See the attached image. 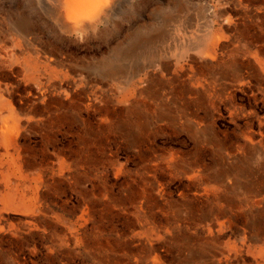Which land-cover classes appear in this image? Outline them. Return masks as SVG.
Segmentation results:
<instances>
[{"label":"bare ground","instance_id":"bare-ground-1","mask_svg":"<svg viewBox=\"0 0 264 264\" xmlns=\"http://www.w3.org/2000/svg\"><path fill=\"white\" fill-rule=\"evenodd\" d=\"M8 1L0 0V239L9 234L27 241L37 230L46 231L45 188L53 187L57 193L60 179L79 183L76 171L82 163L74 148L57 144V135L67 131L64 121L74 123L78 119L76 113L63 115L61 108L65 101V107L76 108V98L81 93L79 85L86 81H114L121 93L124 84L137 79L146 81L139 92H153L155 84L164 79L161 73L170 64H180L181 68L187 64V71L196 79L190 86H184V90L186 95L198 96V104L205 103L200 89L208 95L230 96L232 82L243 89L250 88L252 94L264 101V38L255 49L250 48L254 44L252 40L245 49L228 48L227 35L223 31H211L213 7L204 8V28L192 35L190 0H168L166 4L154 6L147 14V21L134 23L133 35L115 38L116 43L106 54L91 63L88 59L63 54L51 40H41L32 16L50 26L53 37L87 40L104 32L107 38L111 34L107 33L109 27L131 16L133 6L142 0H15L12 10L6 7ZM259 5L253 15L257 26L261 25L259 20L264 12V5ZM173 36L177 44L175 62L170 61ZM249 36L256 41L259 35ZM149 67L161 71L149 72ZM253 80L256 83L251 88ZM97 91L87 96L88 107L99 98ZM32 134L40 137L39 146L30 143ZM246 138L251 141L252 134L247 132ZM196 163L193 160L187 166L191 177L200 171ZM215 190L212 186L201 187L206 196L217 195ZM90 191H77L78 209L73 219L63 221L57 213L52 216L55 230L49 251L63 255L65 264H75L81 248H85L93 264H187L186 254L180 252L190 236L185 232L173 235L170 211L163 210L164 217L158 219L157 212L147 204L149 196L143 190L136 194L130 211L134 220L131 234L139 240L141 253H118L103 236L104 211L112 193ZM261 202L263 197L256 200ZM9 213L23 218L13 222L7 217ZM201 216L209 220V233L214 226L223 227L231 219L214 202L202 209ZM251 227L249 233L242 230L238 243H224L217 252L202 253L194 260L203 258L207 264H229L232 260L236 264H264V226L255 223ZM87 230L97 238L86 240ZM254 241L261 242L257 249L251 245ZM173 251L178 253L173 255Z\"/></svg>","mask_w":264,"mask_h":264},{"label":"rangeland","instance_id":"rangeland-1","mask_svg":"<svg viewBox=\"0 0 264 264\" xmlns=\"http://www.w3.org/2000/svg\"><path fill=\"white\" fill-rule=\"evenodd\" d=\"M14 1L9 0L6 7L12 10ZM190 1L189 31L192 35L204 28V8L213 7L211 31H223L228 37V48L245 49L251 40L254 43L250 45L251 49L262 44L264 12L260 26L254 24L253 15L259 4L264 5V0ZM197 1L201 2L196 4ZM167 2L142 0L133 6L131 16L109 27L107 33L111 34L107 38L102 32L87 40L61 39L53 37L51 27L38 17L32 16L31 20L41 40H51L63 54L92 63L106 54L116 43L115 38L133 35L134 23L147 21L151 8ZM257 33L256 41L249 36ZM174 38L171 62L176 60ZM187 67V64H183V68L180 64H170L168 70L161 73L164 79L155 84L153 92H139L146 81L137 79L124 84L121 93L114 81L91 79L79 85L81 93L76 98V108L65 107L66 101L61 108L63 115L76 113L79 117L74 123L64 121L63 127L68 132L57 135V144L74 148L82 163L76 171L79 183L60 179L57 193L53 187L45 188L46 231L37 230L27 241L4 235L0 239V264H65L63 255L49 251L55 230L52 216L57 213L63 221L73 219L78 209L77 191L81 190L112 193L104 211L103 236L118 253H141L139 240L131 234L134 220L130 211L132 201L142 190L148 194L147 204L157 212L158 219L164 217L163 210L170 211L173 235L185 232L190 236L180 252L186 254L187 264H207L203 258L194 260L195 256L217 252L224 243H238L242 230L249 233L255 223L264 226V101L252 94L250 88L245 86L243 89L237 82H232L230 96L208 95L200 89L205 103L198 104L199 97L186 95L184 90V86H190L196 79ZM147 71L159 74L161 69L149 67ZM255 83L253 80L251 88ZM96 89L99 98L88 107L87 96L91 97ZM247 132L252 134L251 141L246 138ZM31 136L30 143L39 146L40 137ZM193 160L198 162L196 166L200 169L195 177L187 170ZM211 186L217 188V195L206 196L201 187ZM260 197L263 202L256 203ZM210 202L221 206L231 218L223 227L214 226L212 233L207 230L209 220L201 216L202 209ZM7 217L13 222L23 218L17 213H9ZM85 236L86 240L97 238L91 230H87ZM260 244L254 241L251 245L257 249ZM85 252V248H81L75 264H93ZM175 253L178 251L172 252ZM248 258L246 261H250ZM234 261L229 264H236Z\"/></svg>","mask_w":264,"mask_h":264}]
</instances>
